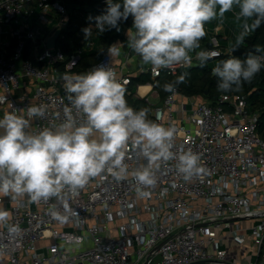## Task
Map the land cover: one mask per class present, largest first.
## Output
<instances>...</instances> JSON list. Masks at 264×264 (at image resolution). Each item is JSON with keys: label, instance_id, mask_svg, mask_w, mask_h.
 Masks as SVG:
<instances>
[{"label": "built area", "instance_id": "built-area-1", "mask_svg": "<svg viewBox=\"0 0 264 264\" xmlns=\"http://www.w3.org/2000/svg\"><path fill=\"white\" fill-rule=\"evenodd\" d=\"M67 3L0 0V113L47 104L45 116L32 121L33 130L48 126L57 112L62 116L69 104L65 73L105 64L125 86L131 83L125 66L108 52L77 72L74 67L85 47L68 57L62 48L48 46L57 30L65 37L72 17ZM223 28L217 24L211 30L214 45L203 49L210 59L231 52L219 46L216 33ZM183 67L149 65L147 71L156 78L163 70L176 75ZM149 118L176 127V150L199 153L203 175L185 181L169 162L145 197L138 196L131 177L120 182L110 176L93 178L69 200L79 217L63 223L50 215L62 203L55 197L39 203L27 197L0 199V207L11 212V219L0 225V264H264V138L249 95L181 100L175 87L162 105L150 110ZM127 162L130 170L144 163L138 153ZM10 224L21 231L9 233Z\"/></svg>", "mask_w": 264, "mask_h": 264}, {"label": "clouds", "instance_id": "clouds-1", "mask_svg": "<svg viewBox=\"0 0 264 264\" xmlns=\"http://www.w3.org/2000/svg\"><path fill=\"white\" fill-rule=\"evenodd\" d=\"M106 10L96 16L98 33L110 28L119 31V22L133 17L128 30L127 46L139 55L142 63L156 68L189 66L196 53L203 66L209 59L200 48L206 22L223 17L239 7L245 22L243 36L264 23V0H106ZM86 38L91 27L83 29ZM123 43L108 46L111 58L121 54ZM264 68V47L246 58L230 56L213 69L217 88L227 93L239 90ZM187 73L174 82H166L164 90L174 92ZM69 104L62 116L39 130L32 121L43 117L47 104H30L26 111H5L0 117V199L12 201L27 197L34 203L57 198L62 203L52 207L50 215L58 222L79 217L69 200L93 178L111 177L116 182L131 177L139 197L150 195L159 181V172L174 162L183 180L204 174L199 153L191 148L176 150V127L149 118L150 109L134 108L128 103L125 83L113 73L110 65L101 64L84 73H65L62 77ZM138 153L144 163L130 170L127 162ZM109 218L111 214L109 213ZM11 219V212L0 207V225ZM79 222V221H78ZM9 233L21 231L10 224ZM79 245L81 240L75 238Z\"/></svg>", "mask_w": 264, "mask_h": 264}, {"label": "trees", "instance_id": "trees-1", "mask_svg": "<svg viewBox=\"0 0 264 264\" xmlns=\"http://www.w3.org/2000/svg\"><path fill=\"white\" fill-rule=\"evenodd\" d=\"M70 3H76L80 5L79 11H83L92 16L90 22H95L94 17L102 14L107 7V4L102 0H69ZM239 7L234 6V8L225 14L224 18L227 25L224 26V30L217 32L219 46L225 51L226 47H231L232 52H224L220 57L215 58L214 66H211L209 60L202 66L198 60L196 64L191 63L189 66L183 67L179 70L176 75L169 74L166 70H163L161 75L152 80L150 72L144 73L136 79L131 78L132 83L145 84L152 82L154 87L158 89L161 95H168L170 92L164 90V84L166 82H174L177 77L182 73H187L186 78L183 82L176 85L180 93L188 96H201L206 98V100L215 101L222 94L227 93H239L249 95V105L250 109L259 114V127L258 131L260 135L264 138V68L261 69L259 73L250 81L244 82L239 90L230 91L227 93L221 92L217 88L218 77H216L212 69L221 61L229 58L230 56H237L241 59L246 58L247 53L234 54L235 49H245L249 50L253 48L252 54L256 53L257 46L264 47V23H262L258 28L251 30L249 33L243 36L242 41L239 39L242 32L244 31L243 25L245 22L251 23V20L243 19V23L240 28H234L236 22L232 21L233 18L240 19ZM238 17V18H237ZM234 22V25L233 23ZM207 23V22H206ZM215 25V24H214ZM74 26L72 19L67 30L64 31L65 37L60 36L57 40V46L62 48L64 53L69 57L76 50V41L74 36L76 32L83 31L84 28H77L72 30ZM133 26V17L130 15L127 20H121L119 22V31L116 28H110L102 33H97V43L102 45L104 49L108 50V46L112 45L124 32L125 28H131ZM212 28H215L213 26ZM213 30V29H211ZM239 32H236L238 31ZM206 34L201 39L205 43V47L212 48L213 42L211 34L207 29H205ZM229 45V46H228ZM103 56L100 49H96L92 52L85 51L78 63L75 66L77 72H82L92 66ZM89 57H96L95 62H89ZM165 96V97H166ZM132 106V105H131ZM136 108V106H133Z\"/></svg>", "mask_w": 264, "mask_h": 264}, {"label": "crops", "instance_id": "crops-1", "mask_svg": "<svg viewBox=\"0 0 264 264\" xmlns=\"http://www.w3.org/2000/svg\"><path fill=\"white\" fill-rule=\"evenodd\" d=\"M75 10H77V9H75ZM71 16H72V12H71ZM71 19H72V17H71ZM223 22H225V20L221 21L216 17V18L210 20L209 22H207L205 24V26H208L207 30L211 34V38H212V35L214 33L211 31V29L214 30V28H212V27L213 26L216 27L217 24H222L224 27L225 25L223 24ZM90 24L91 25L89 27L92 28V32H93L92 37L86 38L84 31L76 32V34L74 36V39L76 41V48L85 47V50L88 52H92V51L99 48L100 51L102 52V54L108 52V50L104 49V47L102 45L97 43L98 30L95 27V23L90 22ZM129 29L130 28H125L123 34L112 44L117 43V42L123 43L122 49H121V54L119 56L115 57V62L119 66H125V70H126L127 74H129L131 76V78L136 79L137 77L141 76L142 74L148 73L147 68L150 64L142 63L139 55L137 53H135L134 50H132L131 48H129L127 46V41H128L127 33H128ZM223 30H224V28H223ZM205 46L206 45H205L204 41L201 40L200 41V48L204 49ZM226 48L231 49L230 46L226 47ZM231 52H232V49H231ZM129 53L131 54V56H128ZM191 55L193 57L192 60H195L194 57L196 56V53L193 52ZM96 59H97L96 57H89L88 61L89 62H95ZM197 61L198 60L192 61V63L196 64ZM74 70L78 71L77 69H75V67H74ZM153 79H155V78L152 77V80ZM135 82L136 81H134V83H132V81H131V83L129 85L125 86L126 97H127L128 103L130 105L136 106L137 109L142 108V107H146V108H149L151 110L154 106H159V105L163 104L166 95L162 96L161 93L158 91V89L156 87H154V83L149 82V83H145V84H138ZM25 83H28L27 85H30L31 80L26 78ZM25 90H26V88L23 87L20 89L19 92L22 93ZM0 91H1V88H0ZM180 95H181V100H184L185 98H188V100L194 99V100H198V101L206 100V98H203L201 96H188V95H185L182 93H180ZM3 114H4V112H1L0 117H2Z\"/></svg>", "mask_w": 264, "mask_h": 264}, {"label": "rangeland", "instance_id": "rangeland-1", "mask_svg": "<svg viewBox=\"0 0 264 264\" xmlns=\"http://www.w3.org/2000/svg\"><path fill=\"white\" fill-rule=\"evenodd\" d=\"M63 4H65V3H67L66 2V0H60ZM68 1V0H67ZM92 18V16L90 15V14H88V13H85V12H83V11H79V9H77V10H74L73 12H72V22H73V24H74V26L71 28L72 30H76L77 28H85V27H89L91 24H90V19ZM219 20H224V18H227V17H225V14L223 15V17H217ZM238 18V17H237ZM239 18H241V20L240 19H236V17L235 18H233L232 19V21H234V22H236L235 23V25H234V22H232L233 23V25H234V28L236 29L237 27L238 28H240L241 27V25H242V23H243V17H239ZM209 22V21H208ZM93 23H95L94 21H93ZM223 24L224 25H227V22H223ZM223 30V29H222ZM221 30V31H222ZM236 32H239V30L238 31H236ZM209 63L211 64V66H214V64H215V59H210L209 60ZM155 102V101H154ZM203 264H215V263H203Z\"/></svg>", "mask_w": 264, "mask_h": 264}, {"label": "water", "instance_id": "water-1", "mask_svg": "<svg viewBox=\"0 0 264 264\" xmlns=\"http://www.w3.org/2000/svg\"><path fill=\"white\" fill-rule=\"evenodd\" d=\"M67 8L69 9L70 12H73L75 9H80V5L76 4V3H67L66 4ZM60 30H57L55 32V34L53 36H51L48 40V46L50 48H55L57 46V40L59 38L60 35ZM253 51V48L249 49V50H245V49H235L233 51L234 54H241V53H251ZM203 263H211V261H200V262H196V263H192V264H203Z\"/></svg>", "mask_w": 264, "mask_h": 264}]
</instances>
